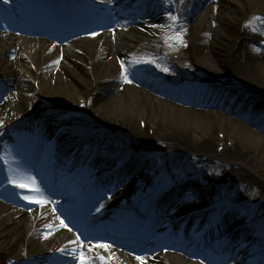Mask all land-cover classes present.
I'll use <instances>...</instances> for the list:
<instances>
[{
    "label": "bare ground",
    "instance_id": "obj_1",
    "mask_svg": "<svg viewBox=\"0 0 264 264\" xmlns=\"http://www.w3.org/2000/svg\"><path fill=\"white\" fill-rule=\"evenodd\" d=\"M30 1L0 0V88H12L0 105L1 128L22 121L23 116L30 119L40 116L32 125L41 132L47 131L46 126L61 123L70 126L75 140L91 137L94 145L119 142L120 147L109 148V153L126 150L137 157V149L148 162H153L155 155L164 156L171 173L162 187L171 186V178L183 173L178 179L182 185L175 184V189L170 190V195H176L182 202L171 210L165 221L204 206L202 201L207 198L198 192V184H206L208 178L212 181L218 174L221 178L231 176L230 182L220 180V206L205 216L190 214L188 231L192 230L195 219L211 222L221 215L222 221L210 232V237L217 232L220 236L212 238L211 243L221 236L226 239L231 236L237 262L253 261L260 256L259 252L264 253V122L257 123L254 119L264 112V0H205L210 3L193 20L191 10L204 0H157V7L165 13V18L155 14L157 24L143 21L136 31L127 28V32H120L116 20L111 18L96 26L101 35L98 33L92 40L78 38L76 43L64 46L54 41L39 43L17 38L12 18L4 17L7 13L2 11V6L13 11L14 17H25L27 13L30 17L34 9L42 10ZM104 1L97 0V3ZM123 1H113L104 8L105 12L111 14L115 10L112 7L123 6ZM71 5H83L78 11H87L92 2L74 0ZM166 6L173 9L171 17L167 15L168 9H163ZM58 10L67 11L68 6H59ZM58 10H54L55 14ZM175 12L181 16L179 21ZM125 23L130 25L129 21ZM84 25L80 22L79 27ZM44 26L42 31L46 32L55 28ZM128 60H138L151 71L160 65L156 77L167 88L170 85L166 74L213 78L218 85L195 86L193 97L201 96V106H195L187 92L179 100L175 87L166 98L153 92L148 82L131 78L127 74ZM175 60L181 65L174 64ZM133 65L137 68L135 62ZM230 81L237 86L231 94L222 86ZM246 100L253 106L252 112L243 107ZM211 104L213 108L238 115L239 121H229L222 114L217 118L205 113L204 106ZM50 110L52 113H48ZM142 121H145L144 128ZM24 147L32 159L31 147ZM109 160L107 156L104 162L108 164ZM134 167L138 168L135 159L127 157L124 168ZM24 182L34 188L43 186L35 180L34 185L28 176ZM147 183L153 184L150 180ZM139 187L142 186H138L137 180H130L117 190V201L139 199ZM40 190L43 195L32 194L33 199L44 201L38 210H15L0 204V264L32 256L36 261L29 264H36L62 244L58 234L64 237V225L48 206L49 189L43 186ZM150 202L153 204L152 199ZM234 202L239 205L234 206ZM142 211L147 216L149 207H142ZM245 214L250 215L252 224L242 225L232 234L233 227L247 219ZM42 226L52 228V234L40 237L37 229ZM51 235L56 237L50 239ZM66 243L65 251L77 250L78 242L71 237L66 236ZM181 249L185 256L171 259L170 264H216L205 255L199 261L190 260L188 257L195 259V254L185 246ZM82 256L85 264H97L88 253H79L77 264H81ZM116 261L141 264L136 256L126 258L123 253H116Z\"/></svg>",
    "mask_w": 264,
    "mask_h": 264
},
{
    "label": "snow or ice",
    "instance_id": "obj_2",
    "mask_svg": "<svg viewBox=\"0 0 264 264\" xmlns=\"http://www.w3.org/2000/svg\"><path fill=\"white\" fill-rule=\"evenodd\" d=\"M257 19H260V18H257ZM255 30L256 29L254 28L253 31H255ZM18 186L21 187V188L27 187V185H25V184H19ZM35 194L36 195H43L42 191L39 188L35 189ZM24 198L27 199V200H30V202H35V203H39V204H43L44 203V201L34 200L32 197H29V196H25ZM64 227H67V225H64ZM81 243H83V241H81ZM101 246L102 247H107V245H101ZM101 259H104V258L101 257ZM137 259L141 261V264H144V258L143 257H137ZM81 264H85L83 256L81 257Z\"/></svg>",
    "mask_w": 264,
    "mask_h": 264
},
{
    "label": "rangeland",
    "instance_id": "obj_3",
    "mask_svg": "<svg viewBox=\"0 0 264 264\" xmlns=\"http://www.w3.org/2000/svg\"><path fill=\"white\" fill-rule=\"evenodd\" d=\"M211 2V1H210ZM206 3H208L209 4V1H205L204 2V4L202 5V3H200V4H198V5H196L195 7H194V9L192 10V12H191V18H192V20L194 19V17L198 14V13H203V11H204V9L206 8L205 7V4ZM208 4H206V5H208ZM7 89H12V88H8L7 87ZM6 89V90H7ZM10 92V90H8V93ZM12 92V91H11ZM11 92H10V94H11ZM7 96V95H6ZM224 180H226V179H224Z\"/></svg>",
    "mask_w": 264,
    "mask_h": 264
}]
</instances>
